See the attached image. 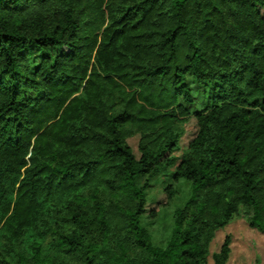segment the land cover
Listing matches in <instances>:
<instances>
[{
  "label": "trees",
  "instance_id": "16d2710c",
  "mask_svg": "<svg viewBox=\"0 0 264 264\" xmlns=\"http://www.w3.org/2000/svg\"><path fill=\"white\" fill-rule=\"evenodd\" d=\"M237 216L264 232V0H0V264H208Z\"/></svg>",
  "mask_w": 264,
  "mask_h": 264
},
{
  "label": "rangeland",
  "instance_id": "374dc122",
  "mask_svg": "<svg viewBox=\"0 0 264 264\" xmlns=\"http://www.w3.org/2000/svg\"><path fill=\"white\" fill-rule=\"evenodd\" d=\"M186 130V135L182 140V150H185L188 147L190 140H192L197 133L198 126L195 118H192L186 124ZM129 143L134 149L135 154L139 157V136L130 138ZM181 153L182 151L178 154L180 155ZM172 183H174V181L169 175L162 177L157 181V186L149 192V196L152 197L153 202L149 204L148 211L153 209L159 211V214L163 212V205L168 201L167 194L164 189L168 184ZM166 209L167 208L164 210ZM171 212L172 210L170 209L169 211L168 209L167 211H164L166 221H169ZM170 226L171 221L167 227ZM154 228H156V225ZM166 235H168L167 231L157 226L155 231V240L162 243L166 238ZM227 235H230L232 238V252L227 264H264V232L250 227L248 222L242 216H237L226 228L217 232L211 244V254L208 258V264H214L212 254L220 250Z\"/></svg>",
  "mask_w": 264,
  "mask_h": 264
}]
</instances>
